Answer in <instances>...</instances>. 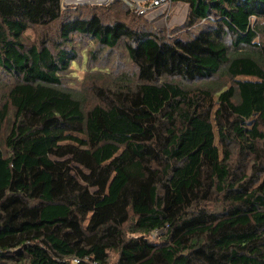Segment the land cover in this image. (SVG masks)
<instances>
[{
  "label": "trees",
  "instance_id": "16d2710c",
  "mask_svg": "<svg viewBox=\"0 0 264 264\" xmlns=\"http://www.w3.org/2000/svg\"><path fill=\"white\" fill-rule=\"evenodd\" d=\"M169 1L184 37L122 0H0V264H264V0ZM83 40L132 71L89 108Z\"/></svg>",
  "mask_w": 264,
  "mask_h": 264
},
{
  "label": "rangeland",
  "instance_id": "374dc122",
  "mask_svg": "<svg viewBox=\"0 0 264 264\" xmlns=\"http://www.w3.org/2000/svg\"><path fill=\"white\" fill-rule=\"evenodd\" d=\"M109 7L112 6H104L102 8L103 10H110L111 8ZM187 11L188 8L184 4H171L165 15L154 12L148 17H144L141 20L136 19L135 21H133V24L137 21L135 23L136 26H140L141 24H143V27L145 29L148 28L149 30H152L154 32H162L165 36L184 37L185 34H189L191 32L188 28L185 27ZM123 14L124 13L121 12V17H123ZM129 19L132 18L130 17ZM129 19L126 18L127 21H130ZM44 34L55 39L56 26H52L47 29L40 27L30 28L25 34V42L29 44H38L39 40ZM82 46L84 47V49L89 50H91V48L93 47L92 50L95 51V55L98 56V60L101 63H95V66L91 68H86L85 64L82 63L73 64V77H70L66 81L65 86L67 89L78 91L84 98L83 101L86 105V108H89L103 102L102 95H99V93H95L96 87L94 90V86H98L99 88L101 87L103 89L109 88L110 90H115L119 86L116 79L122 74L127 73L128 75H131L132 71L129 69L125 61L124 51L121 47H119L113 53V55L110 54L112 57L111 59L107 57V59L101 60L100 57L105 54L104 51L100 52L97 47L94 48V45L89 44L88 42H86V40H83ZM211 80H214L217 84H229L227 79L224 77H215ZM176 82L182 84L187 89H195L197 87H200L202 83L205 82V80H196L194 82H184L176 80ZM234 161H236L235 157L233 159V162ZM111 259L115 260L116 255L112 254Z\"/></svg>",
  "mask_w": 264,
  "mask_h": 264
},
{
  "label": "built area",
  "instance_id": "2783aa9c",
  "mask_svg": "<svg viewBox=\"0 0 264 264\" xmlns=\"http://www.w3.org/2000/svg\"><path fill=\"white\" fill-rule=\"evenodd\" d=\"M114 0H61L62 7H76L81 5L95 6L110 4ZM127 6L137 14L148 17L152 13L165 15L171 3L169 0H122ZM180 4V3H179ZM76 261V260H74Z\"/></svg>",
  "mask_w": 264,
  "mask_h": 264
}]
</instances>
